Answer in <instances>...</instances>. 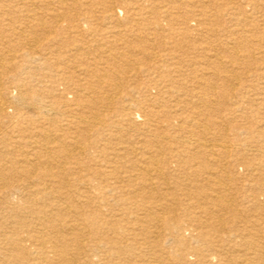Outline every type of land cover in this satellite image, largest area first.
I'll list each match as a JSON object with an SVG mask.
<instances>
[{"label":"bare ground","instance_id":"6f19581e","mask_svg":"<svg viewBox=\"0 0 264 264\" xmlns=\"http://www.w3.org/2000/svg\"><path fill=\"white\" fill-rule=\"evenodd\" d=\"M8 1H12V5H8ZM49 1L0 0V23H3L5 16L18 20L19 12L28 10L26 8L28 5L33 6ZM60 1L65 2V0ZM132 1L138 2L139 0ZM162 1L167 3L161 15L166 21V26L160 25L161 22L158 18H155L151 23L155 31L153 34L158 36L152 37L150 40H144L145 42L142 44L135 43V41L133 43L130 39H126L127 36L123 33L113 30L114 26L111 25L108 30L100 33L101 38L95 39L94 49L95 51L99 50L96 53H100L102 58L97 60V58L92 57V62L88 63L83 71L80 74L78 73V76L73 75L71 72L65 74V72L58 71L57 78L49 80L46 78L51 77L50 74L37 72L30 65L26 67V77H20L18 74L20 72L17 71L8 75L9 80L12 81L10 83H14L13 85L7 84L9 82H4L5 84H3L0 80V264H214V259H224V257L228 259L225 255L222 256L223 252L218 249V246L210 238L211 232L207 227H210L211 224L209 225L205 220H202L196 226H187L174 213L173 205L171 206L169 199L161 200L172 191V186L165 180L169 175V170L167 172V170L159 167L156 161L157 157L153 156L159 151L151 150L152 141L154 140L152 137L159 136V134L155 132L145 135L146 138L142 145L152 152L149 156L144 154L140 156L143 162L139 166L131 162L132 160L127 159L124 153L120 154V151L113 154L112 158L110 157L111 159L106 165L107 169L94 167L91 163H93L95 156H86L88 154V146L96 147L98 144L100 145V141L91 140L89 136V131L94 128H101L102 132L112 130L114 131L113 133L118 134L124 130L134 131L144 125L145 127L150 124L154 126L155 120L152 117L156 116L160 107L157 106L158 104L155 107L156 102L153 96H149L152 88H156L158 94L165 93L170 99L173 98L174 100L172 101L175 103V108L180 107L179 100L185 101V96L183 95L184 97H182L179 90L175 87L171 86L166 90H162L155 83L154 85L145 83L143 86L140 81H130L129 75L126 76V74L128 72L131 73V69L129 70L126 64L132 61L131 57L134 52L145 55L146 62L143 65L146 66L143 71L156 73L159 81L174 80L176 76L172 74L178 71L176 67L179 68L181 63L185 65L204 64V68H211L210 66L212 65L223 66L224 68L226 65L234 66L239 60L241 61L244 58L249 60L255 58L253 54H244L246 51L243 43L245 36L243 37V33L236 29H227L225 31L226 39L223 42L224 45H221L220 52L226 58L213 53L207 47L204 48L202 54L195 51V54L191 55L190 49H194V35L190 34L189 22L192 18H189L188 15L191 16L192 13L190 14L189 11H177L188 0ZM192 1L194 3H192L193 7H202L200 12L203 17L196 20V25L200 26L207 19L211 20L207 4H201L204 0ZM209 1L213 2V0ZM257 1L243 0L244 3H249L253 6L252 10L260 12V17H264V8L259 7ZM101 4H103V6L101 5L103 13L105 12L103 19L107 22L109 21L110 24L112 21L118 20L116 18L118 12L125 11L129 2L127 0H102ZM67 8L62 13L63 15L59 13L56 14V18L54 16V29L49 28V30L66 31L75 34V32H81L85 27L86 30L92 32L93 23L91 20L73 16L68 13ZM234 11L233 13L238 12L243 15L245 13L240 6H234ZM25 17L30 22L36 20L41 26L46 23L35 14L25 15ZM22 32L24 33V31ZM21 34L19 35L21 36ZM35 40L38 39L35 38ZM72 41H69V43ZM38 44L41 45L40 43ZM117 45H120L124 50L116 51V48L119 47ZM77 46L78 50H84L87 55L91 52L85 50L86 47L84 48L81 44H77ZM156 46L161 48L162 53L153 49ZM9 53L12 54V51ZM26 55L29 61L34 60L30 53H26ZM143 65H137L136 68ZM173 65H175V68ZM167 66L171 67L167 70L172 73L169 76L170 78L161 73L163 71L161 68L165 69ZM0 70L4 74L7 73L4 71V66ZM211 71H203L201 77L207 74H214ZM1 76L2 73H0ZM86 77L88 79L84 82L83 80ZM212 77L213 75L204 76V79H206L204 85L205 95H203L201 102L205 106L210 105V95H215V90H217L210 83V78ZM229 77L232 81L238 78L234 74H230ZM31 79H37L39 83L33 85L30 82ZM60 81L62 84L64 82L66 84L63 87H59ZM128 84L132 86L130 93H138L140 95L138 98L128 97V95L133 94L124 91V85ZM124 97H128V103L122 106L120 99ZM45 98H49V103H45ZM68 106L74 108L75 112L73 114L62 112L61 108ZM192 106L194 107V105ZM64 115L66 116L64 118L66 126L61 127L59 119ZM165 120L169 124L177 121L180 130L191 131V136L183 141L186 144L194 145V151L205 153L208 156L215 153L214 143L218 141L212 143L213 141L210 142L208 138L203 137L205 130L210 127L208 126L210 124L209 117L204 122L198 120L187 121L182 116L173 118L167 116ZM186 122H188L189 127H184ZM24 123L37 124L34 126L35 128L38 127L35 132H29L31 134L28 135L29 139L24 138ZM44 124H47L49 128L55 129L58 133H46L47 130L43 129ZM80 125H84L88 129L85 130V134L84 130L80 129ZM72 128L74 129L71 131L70 129ZM194 131L198 133L194 134L198 137L193 138L192 132ZM103 135L104 133H102ZM181 137H179V140ZM25 139L26 141L33 140L30 142L35 145L36 149L38 148L36 151L41 156L50 153L52 158L47 157L46 166L43 165V168H40L33 161H30L29 158H23L20 148ZM70 139L74 141L72 142ZM227 143H222L220 146H222L223 153L230 154L231 145ZM131 151H138V148L133 147ZM177 151L186 152V150L182 149ZM8 153L12 154V159L5 161ZM254 153H240L239 156L244 163H248V179L257 184V180H261L259 179L261 177L255 175L257 169L254 164L258 162V164L264 166V158L260 161L259 155H251ZM162 154L164 153L162 152ZM180 154L182 153L178 155ZM72 157L76 159V165L73 166L75 168L66 170L67 160ZM83 157L87 158V160H83ZM51 161H53L54 165ZM174 161L178 163V161ZM161 162L164 163V160H161ZM25 172L40 173L37 176L38 183L35 185L31 183L23 184L21 182L23 179L22 174ZM210 178L212 181L213 177L211 176ZM222 180L212 181L213 183L215 182L214 184H216L218 189L213 192L218 191L215 193L216 198L219 199L217 201L220 202L218 204L220 206L219 211L216 216L211 215V212H208V214L212 222L218 221L223 225L225 223L223 215L231 212L233 205L231 206L232 203L230 204L229 199L225 198V196L218 194L223 193V191L231 193L230 189L226 187L227 184L224 187L225 183ZM176 183L173 187L180 186L179 183ZM260 184L264 185V182H260ZM192 188L193 186L188 190ZM194 190L197 194L204 192V189L199 184L194 187ZM254 193L249 200L254 204H261L258 194L264 195V191ZM159 194L161 196L158 199ZM103 208H107L110 211L118 210L121 216L123 214L130 216V213H132L130 209L132 208L140 210L141 215H136L135 220H137L136 222L141 227V230L139 232L134 229H128L125 232L119 231L118 227L113 223V214H107L108 217H101ZM259 210L261 214H264V203L259 206ZM152 226L155 229L152 228V230ZM158 227L165 231L164 235L170 246L165 247L159 240H153L156 237L160 238ZM85 235H88L90 243H86L83 240ZM152 236L154 237L153 239ZM255 237H260L264 240V234L256 233ZM251 254L242 257L241 264H264V243H261L260 247L252 249ZM192 257H194L195 261L189 260Z\"/></svg>","mask_w":264,"mask_h":264},{"label":"rangeland","instance_id":"374dc122","mask_svg":"<svg viewBox=\"0 0 264 264\" xmlns=\"http://www.w3.org/2000/svg\"><path fill=\"white\" fill-rule=\"evenodd\" d=\"M59 1L60 0H50L46 3H39L37 4L38 6L28 5V7H26L28 8V10H21L19 12L18 20H15L10 16L4 17L5 20L3 21V23H0V58L2 59V61L0 59V69L2 68V66H4V71L7 72L4 74L0 70V73H2L0 80L3 84L7 82H9L7 84H12L10 83L12 81L9 80L8 75H11L16 71L20 72L18 73L20 77H26V67L30 65L37 72L50 74L51 77L46 78L49 80L51 78L56 79V75L59 74L58 71L63 73L65 72V74L71 72L73 75L78 76L80 72L83 71V69L87 66V64L92 62V57L97 58V60H100L102 58L100 56V53H96L99 52V50L95 51L94 49L95 39L101 38L100 33L102 31L108 30L111 25L114 26L113 30L123 33L125 36H127L126 39L128 38L133 41V43L135 41V43L138 44H142L145 42L144 40H150L152 37L154 38L158 36L153 34V32L155 31L153 29V24H151L155 18L159 19V21L161 22L160 25L163 24L164 27L166 26V21L162 18L161 15L163 14L162 10H165L167 3L163 2L162 0H139L138 2L127 0L129 4L126 10L121 13L118 12L116 17L118 20L112 21V23L110 24L109 21L107 22L105 21V19H103L105 12L103 13V4H101L102 0H65V2ZM185 3L186 4H184L180 10H176L189 11L190 14L192 13L191 16L188 15L189 18H192L189 22V26L191 28L190 34L194 35L193 48L196 50L190 49L191 55H194L195 51L199 52V54H202L204 48L207 47L213 53L222 55L224 58H226V56L220 52L221 45H224L223 42L226 39L225 31L227 29H236L237 31L243 33V37L245 36L243 43L246 51L244 52V54H253L255 58L250 60L244 58L241 61L239 60V62L234 66L226 65L224 66V68L223 66L218 65H212L210 66L211 68H204V64L198 65L197 63H195L193 65H185L181 63V66H179V68L176 67V70L178 71L175 72V74L167 71L171 67L167 66L165 67V69L162 67L161 69H163V71H161V73L166 75V77H169L171 74L176 76L174 80H169V82L157 80L158 77L156 76V73H153L152 71H143V68L146 66L143 65L146 62L145 55H143L142 53L134 52L133 56L131 57L132 61L127 62L128 64H126V66L129 67V70L131 69V73L128 72L126 74V76L129 75L130 81H140V84L143 86L145 85V83L150 85H154L155 83L162 90H166L171 86L175 87L177 90H179L182 97L185 96V101L183 102V100L178 99L180 102V107L175 108V103L172 101L174 100L173 98L170 99L165 93L158 94V90L156 88H152L149 96H153L154 101L156 102L155 107L157 104V106L160 107L156 116L152 117L155 120V123H153L154 126L150 124L149 126L145 127L144 125L140 126V128L134 131L124 130L118 134L113 133L114 131L112 130L102 132L101 128H94L92 131H89V136L91 140L96 139L97 141H100V145L98 144L96 147L88 146V154L86 156H95L93 163H91V165H93L94 167L98 169H107V162L112 158L113 154L117 153V151H120V154L124 153L127 159H129L130 161L132 160L131 162L138 164V166L143 162V159L140 157L141 155L144 154L145 156H149L151 155L152 151H159L153 156L155 158L157 157L156 161L158 162L159 167L167 170V172L169 170V175L165 178V180L168 181V184L170 186H172V191L169 194H166L165 198L163 197L161 200L169 199L171 206L176 205L174 207L172 206V208L174 209V213H176L187 226H196L202 220H205L209 225L211 224V226L207 228L210 229V238L212 239V242H214L215 245L218 246V249L223 252L222 256L225 255L226 257H228V259L225 257L224 259H214V264H241L242 262L240 261L242 257L252 255V249H254L255 247H260L261 243H264L263 238L261 239L260 237H255L256 233L264 234V214H261L259 210V206L264 203V195L258 194V197H260V202H262L261 204H254L249 200L254 192L259 193L264 191L262 190L264 189V185L260 184V182H264V166L258 164L257 161V163L254 164L257 169L255 175H257V177H261L259 178L261 180H257V184L256 182L253 183L248 179V163H244L239 156L240 153L249 154V152L254 153L255 151V153L251 155H259L260 161L264 158V150H262L264 149V17H260L261 13L252 10L253 6L249 3H244L243 0H213V2L204 0V2H201V4H207L205 5L208 6L207 9L209 10L212 21L207 19L200 26H197L196 20L200 19V17H203L200 12V9L202 7H193L192 5L194 3L192 0H188ZM7 4L12 5V1H8ZM257 4L259 5V7L264 8V0H258ZM234 6H240L245 12L244 15L238 12H236L238 14L233 13L235 12ZM65 8H67L68 13L73 16H77L80 19L86 18L88 20H91L93 23V30H96H92V32H89L84 27L81 32H75V34L66 31L62 32L49 30V28L54 29L53 21L56 18V14H62L65 11ZM33 14L46 22L44 26L39 25L36 20H33L32 22L26 20L25 15L30 16ZM22 31H24V33ZM21 32L23 35L21 34ZM19 34H21V36ZM35 38H37L38 40H35ZM39 38L41 41L39 40ZM206 38H208V40H206ZM69 41H72L73 43H69ZM38 43H40L41 45H39ZM77 44L83 45L84 48L86 47L85 50H89L91 52L87 55L84 50H78L77 48L79 45L77 46ZM32 45L35 47V49H33L34 47ZM117 46L119 47L116 48V51L124 50L122 47H120V45ZM153 49L162 53L160 47L156 46ZM10 50L12 51V54L9 53L11 52ZM26 53H30L31 56L34 57V60L29 61ZM137 65L143 66H138V68H136ZM173 67L175 68V65H173ZM203 71H211L212 73L214 72V74H211L213 75V77L210 78V83L214 86L215 89H217L215 90V95H210L211 103H209V106H205L201 102L203 95H205L204 85L206 79H204V76H211L210 74H207L201 77ZM230 74L236 75V77H238V80L236 79L232 81L229 77ZM87 79L88 78L86 77L83 81L85 82L87 81ZM30 82L33 85L35 83H39L37 79H31ZM59 84V87H63L66 82L62 84L60 81ZM128 85H124V91L130 93V89L132 88V86L130 84ZM133 94L128 95V97L132 96V98H138L140 96L138 93ZM194 95L196 96L194 97ZM128 97L120 99V103L122 104V106L123 104L125 105L128 103ZM45 100V103H49V98H45ZM192 105H194V107ZM68 107H66L67 109L65 107H62V112H70L73 114L75 112L74 108L70 106L69 109ZM165 114L172 118L182 116L183 118L187 119V121L198 120L204 122L206 121L207 117H209L210 124H208V126L210 127L205 130V132L203 133V137L208 138L210 142L213 141L212 143L218 141L214 143L215 153L208 156L205 153L202 154L201 152L194 151V145L186 144L183 141L191 136V131H185V129L180 130L178 128L177 121L169 124L165 120L167 117ZM64 116L60 117L59 119V125L61 127L66 126V120H64L66 116ZM212 120L213 122H211ZM34 125L36 126L37 124ZM34 125L31 123H24V138L29 139L28 135H31L29 134V132L36 131L38 127L35 128ZM71 126H73V124H71ZM185 126H188V122L184 123V127ZM79 127L80 129L84 130V134L86 133L85 130H88L84 127V125H80ZM43 129L45 131L47 130L46 133L48 134L58 133L55 129L51 127L49 128L47 124H44ZM73 129L74 128L70 130L72 131ZM155 132L159 134V136L152 135V138H154V140L152 141V151L150 152V149L144 148L142 143L146 138L145 135ZM102 133H104L103 136ZM192 133L193 138L198 137L197 135H194L198 133H196L195 131ZM179 137L183 139L181 140L180 138L179 140ZM70 140L72 142L74 141L73 139ZM30 141L33 140L26 141L25 139L23 141L20 148L23 154L22 156L24 159L29 158L30 161H33L35 164L40 166V168H43V165L46 166V162L48 159L47 157H49L50 159L52 157L50 153L41 156V154L36 151L38 148L36 149V147H34L35 145L31 144ZM222 143L231 145L230 154L223 153L222 146H220V144ZM155 144L157 145V147ZM131 145L135 148H138V151L132 152L131 150L133 147ZM254 145L258 149H256ZM246 148L249 149L247 150ZM178 149L186 150V152H179L177 151ZM253 149L254 151H252ZM162 152L164 154H162ZM179 153L182 154L178 155ZM75 157L67 160V166L65 165L66 170L75 168L73 167L76 165ZM5 158V161H7L8 159L11 160L12 154L8 153L7 157ZM83 160H87V158H84ZM161 160H164V163L161 162ZM174 160L178 161V163ZM51 162L53 163V161ZM38 175H40V173L38 172H25L22 174L23 179L21 182L23 184L31 183L32 185H35L39 181L37 177ZM211 176L213 177L212 181L223 179L222 181L225 183L224 187L227 184L226 187L230 189L231 192L229 193L227 191V193H225V191H223V193H218L229 199L230 204L232 203L231 206L233 205L232 211L228 214L223 215V219L225 220V223L223 225L220 224L221 222H212V219H209L208 212H211V215L213 214L214 216H216L219 211L218 209L220 208V206L218 205L220 202L217 201L219 199L216 198L215 193L218 191L213 192L214 190L218 189L216 184H214L215 182L213 183L211 181ZM195 181L204 189V192H202L201 194H197V192H195L194 190V187L197 186ZM176 182L179 183L180 188L178 186L173 187ZM189 183L191 184V186ZM186 184L187 186L185 187ZM192 186L193 188L191 190H188ZM258 186L259 188H257ZM160 196L161 195L159 194L158 199L160 198ZM231 197L232 199L234 197V199L232 200ZM130 210H132L130 216L125 214L121 216L118 210L110 211L107 210V208H103L101 217H108L107 214H113V223H115L114 225L118 227L117 229L119 231L125 232L128 229H134L135 231L139 232L141 230V227L137 224L135 216H140L141 211L135 208H132ZM236 218L238 221L236 220ZM152 228L155 229V227L153 226L151 227V229ZM158 231H160V238L156 237L155 239H153L154 237L152 236V239L159 240L165 247L170 246V243L165 238V231H162V229H159ZM83 240L86 243H90L88 235H85ZM189 260L195 261L194 257L190 258Z\"/></svg>","mask_w":264,"mask_h":264}]
</instances>
